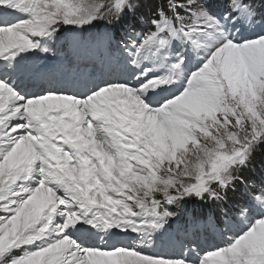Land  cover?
<instances>
[{"label":"snow or ice","instance_id":"6c2138e0","mask_svg":"<svg viewBox=\"0 0 264 264\" xmlns=\"http://www.w3.org/2000/svg\"><path fill=\"white\" fill-rule=\"evenodd\" d=\"M262 148L264 0H0V264H264Z\"/></svg>","mask_w":264,"mask_h":264},{"label":"rangeland","instance_id":"374dc122","mask_svg":"<svg viewBox=\"0 0 264 264\" xmlns=\"http://www.w3.org/2000/svg\"><path fill=\"white\" fill-rule=\"evenodd\" d=\"M257 155L259 156V161H261L262 157H264V148L258 150L257 152ZM258 163V162H257ZM257 163H255L256 167L258 166ZM254 174V173H253ZM255 175L258 177V174L255 173ZM182 217H187V219L190 218V215L189 216H185L184 214H182Z\"/></svg>","mask_w":264,"mask_h":264},{"label":"trees","instance_id":"16d2710c","mask_svg":"<svg viewBox=\"0 0 264 264\" xmlns=\"http://www.w3.org/2000/svg\"><path fill=\"white\" fill-rule=\"evenodd\" d=\"M145 9H147V8H145ZM145 9H143L142 11H144ZM147 10L149 11V9H147ZM257 162L260 163L259 156L256 154V157H255V160H254V164L257 163Z\"/></svg>","mask_w":264,"mask_h":264}]
</instances>
